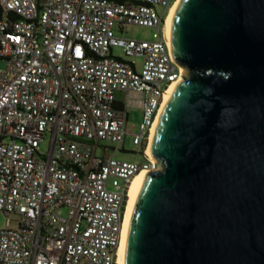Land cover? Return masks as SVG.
<instances>
[{
    "label": "built area",
    "instance_id": "1",
    "mask_svg": "<svg viewBox=\"0 0 264 264\" xmlns=\"http://www.w3.org/2000/svg\"><path fill=\"white\" fill-rule=\"evenodd\" d=\"M175 1L0 0V264H119L130 186L156 166L151 131L182 79L165 30ZM127 25L153 39L118 36ZM132 107L144 164L102 145L122 146Z\"/></svg>",
    "mask_w": 264,
    "mask_h": 264
},
{
    "label": "water",
    "instance_id": "2",
    "mask_svg": "<svg viewBox=\"0 0 264 264\" xmlns=\"http://www.w3.org/2000/svg\"><path fill=\"white\" fill-rule=\"evenodd\" d=\"M121 264H264V0H181Z\"/></svg>",
    "mask_w": 264,
    "mask_h": 264
},
{
    "label": "rangeland",
    "instance_id": "3",
    "mask_svg": "<svg viewBox=\"0 0 264 264\" xmlns=\"http://www.w3.org/2000/svg\"><path fill=\"white\" fill-rule=\"evenodd\" d=\"M162 11V8H159ZM118 36L125 38H132L137 40H152L154 29L138 25H127L123 31L115 29ZM116 54H122L120 50H115ZM129 118L127 121V135L124 143L118 148L117 144L111 141H104L102 145L108 147V155H113L114 158L120 161L136 162L139 164L147 163L148 160L143 154L144 146H137L134 144V138L136 134L141 133L140 124L142 123V111L137 107H132L128 110ZM49 147V139L41 145V153H46ZM117 148L118 150H114ZM103 153V152H102ZM8 216L0 211V228L6 227Z\"/></svg>",
    "mask_w": 264,
    "mask_h": 264
},
{
    "label": "bare ground",
    "instance_id": "4",
    "mask_svg": "<svg viewBox=\"0 0 264 264\" xmlns=\"http://www.w3.org/2000/svg\"><path fill=\"white\" fill-rule=\"evenodd\" d=\"M181 0H176L175 3L172 5L171 9H170V12L167 16V19L165 21V30H166V34H167V37L169 38V41L171 43V39H170V30H171V25H172V20H173V14H174V10H175V7L176 5H178L180 3ZM178 81L174 82L172 84V86L170 87V89L167 91L166 95H165V99L164 101L166 100L170 90L172 89V87L175 85V83H177ZM164 103V102H163ZM163 105V104H162ZM161 110V109H160ZM160 112V111H159ZM158 117V116H157ZM157 121V119H156ZM156 121H155V124H156ZM155 124H154V127L152 128V131H151V135H150V141H149V145H148V148H147V153L151 155L150 153V144H151V139H152V135H153V131H154V128H155ZM141 173H147L145 171L141 172ZM137 174L136 177L133 179L132 181V184L130 186V192H129V200H128V203H127V209H126V215H125V221H124V227H123V234H124V229H125V223H126V218H127V213H128V208H129V205H130V201H131V197H132V194H133V191H134V188H135V185H136V182H137V179L139 177V175L141 174ZM122 242H123V238H122ZM122 242H121V246H120V251H119V264H121V252H122Z\"/></svg>",
    "mask_w": 264,
    "mask_h": 264
},
{
    "label": "trees",
    "instance_id": "5",
    "mask_svg": "<svg viewBox=\"0 0 264 264\" xmlns=\"http://www.w3.org/2000/svg\"><path fill=\"white\" fill-rule=\"evenodd\" d=\"M2 16V8H1V5H0V17Z\"/></svg>",
    "mask_w": 264,
    "mask_h": 264
}]
</instances>
